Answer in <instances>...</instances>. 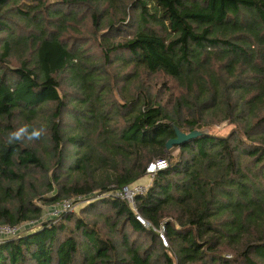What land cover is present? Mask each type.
Instances as JSON below:
<instances>
[{"label":"trees","instance_id":"1","mask_svg":"<svg viewBox=\"0 0 264 264\" xmlns=\"http://www.w3.org/2000/svg\"><path fill=\"white\" fill-rule=\"evenodd\" d=\"M38 220L0 264H264V0H0V225Z\"/></svg>","mask_w":264,"mask_h":264},{"label":"built area","instance_id":"2","mask_svg":"<svg viewBox=\"0 0 264 264\" xmlns=\"http://www.w3.org/2000/svg\"><path fill=\"white\" fill-rule=\"evenodd\" d=\"M167 167V163L165 160L161 159V160H157L155 162L150 163L147 166V173L148 175H152L153 173L163 170ZM134 186V185H133ZM125 186L123 188H121L120 190H117L114 193V196L122 198L127 200L129 198V196L135 197V195L137 193H141L143 191H145L147 189V187H140V186ZM72 204L71 201H65L62 202L59 206H56L57 208L54 211V215L58 216L62 211H67L71 208ZM135 218L137 219V221L146 229H153L159 236L161 242L163 245L167 246V239L165 237V233H164V226L161 224L159 227H155L154 225H152L150 222L146 221L145 219H143L139 214H137V212L135 211ZM26 223H22L20 225L17 226H11L9 224H2L0 225V241L5 240V239H9V238H13L16 235H18L20 232H22L26 226ZM28 223H32V222H28Z\"/></svg>","mask_w":264,"mask_h":264},{"label":"rangeland","instance_id":"3","mask_svg":"<svg viewBox=\"0 0 264 264\" xmlns=\"http://www.w3.org/2000/svg\"><path fill=\"white\" fill-rule=\"evenodd\" d=\"M153 83L158 86V84L160 82H157L158 84L156 82H153ZM230 128H231V126L223 123V124L214 126L212 128V131L215 132V133L224 135V134H227L228 133V131L230 130ZM176 152H177V150H174L173 151L174 154H176ZM150 181H151L150 180V177L149 176H146V177L142 178L140 181H138L136 184H134L133 187H135V186H140V187H143V188L144 187H148ZM84 202L85 201H83V199L80 200V203L79 202H76L75 204H73L71 206V208L69 209V211H78L80 209V207H82V206L85 205ZM126 202L131 207V209H133L132 211H136L137 212V210L135 208V204H134V197L131 198V196H129V198L126 200ZM56 208H57L56 206L55 207L54 206H45L43 208V212H42L41 219H43V220L56 219L57 216L54 215V211H55ZM40 220L34 221L32 223H26V226L24 228L25 229H33V228H35L38 225V223H39ZM147 230H148V228H147ZM150 230H153V229H150ZM167 247H168V245H167Z\"/></svg>","mask_w":264,"mask_h":264},{"label":"water","instance_id":"4","mask_svg":"<svg viewBox=\"0 0 264 264\" xmlns=\"http://www.w3.org/2000/svg\"><path fill=\"white\" fill-rule=\"evenodd\" d=\"M174 129H175V137L167 142L166 144L167 149L171 148L173 145H180L181 143H183L184 141L190 138L196 137L201 134H205L207 132L206 130H193L191 132L185 133V132H181L176 127H174Z\"/></svg>","mask_w":264,"mask_h":264},{"label":"clouds","instance_id":"5","mask_svg":"<svg viewBox=\"0 0 264 264\" xmlns=\"http://www.w3.org/2000/svg\"><path fill=\"white\" fill-rule=\"evenodd\" d=\"M35 135H38V133H36Z\"/></svg>","mask_w":264,"mask_h":264}]
</instances>
